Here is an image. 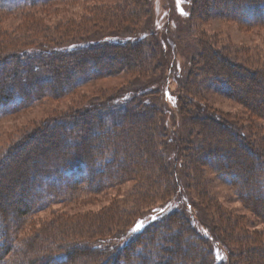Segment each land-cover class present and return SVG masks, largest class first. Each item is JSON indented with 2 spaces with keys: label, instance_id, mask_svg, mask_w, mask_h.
Listing matches in <instances>:
<instances>
[{
  "label": "rangeland",
  "instance_id": "rangeland-1",
  "mask_svg": "<svg viewBox=\"0 0 264 264\" xmlns=\"http://www.w3.org/2000/svg\"><path fill=\"white\" fill-rule=\"evenodd\" d=\"M16 1L22 8L5 10L14 8ZM25 1L0 0V28L6 40L0 43V56L25 50L40 53L55 47L78 48L106 39L120 42L130 39L136 27L146 43V60L90 81L76 79L74 90L65 97H46L30 107L0 115L1 166L24 134L44 120L59 114L84 113L93 106L101 107V111L105 105L112 108L104 140L92 135L97 145L93 171L82 168L75 187H64L65 182L74 181L66 173L62 184L42 183L40 179V187L38 183L30 188L19 185V191L27 192L28 202L30 189L38 188L39 196L45 199L41 202L46 201L43 210L21 221L10 206H16L22 196L9 195L2 200L8 209L4 213L0 208V245L13 247L5 261L40 264L39 258H50L48 264H164L173 257L178 264L186 253L188 263L207 257L217 264H257L264 249V119L252 117L248 109L228 97L226 90L217 91L206 79L203 60L213 53L224 56L235 67L230 71L239 77L240 87L246 90L242 95L254 97L264 83V10L260 22L255 11L248 17L253 21L245 23L240 17L236 20L214 15L217 13L209 7L205 14L201 11L203 4L212 2H224V11H234L235 0H148L149 13L145 15L132 14L130 9L127 12L131 15L126 14L121 0H44L37 7H24L28 3ZM144 1L134 0V5ZM122 12L128 15V21L113 28L112 20ZM86 35L90 37L86 39ZM249 75H257V79L251 80ZM190 87L194 88L195 99ZM181 98L193 101L195 108L189 109L192 114L181 112ZM198 106L228 122V130L217 127L210 132L214 137L208 138L216 147L235 151V156L224 151L222 163L196 156L195 147L202 142L193 126L199 121L193 120ZM146 110L153 114L155 125L152 136L142 138V142L140 130L127 117L137 111L141 120ZM32 145L38 146V142ZM246 145L258 152V157L248 152ZM10 160L0 171V186L16 183ZM228 163L254 168V172L246 168L241 173L248 180L245 186L238 182L240 179L233 181L221 175L225 167L220 166ZM253 178L259 181L256 186L250 182ZM176 181L179 186L173 188ZM241 187H250L252 192L241 195ZM258 199L262 200L260 206ZM170 213L176 215L173 221L166 220ZM159 220L160 224L154 223ZM133 223L140 229L154 223L149 229L155 231L127 256L121 252L115 262L119 248L131 237ZM10 237H14L13 243ZM155 237L173 241L174 251H168L162 241L151 244ZM179 245L182 252L176 248Z\"/></svg>",
  "mask_w": 264,
  "mask_h": 264
},
{
  "label": "trees",
  "instance_id": "trees-1",
  "mask_svg": "<svg viewBox=\"0 0 264 264\" xmlns=\"http://www.w3.org/2000/svg\"><path fill=\"white\" fill-rule=\"evenodd\" d=\"M26 1L28 3L25 4L24 7L27 5H29V7H37L41 5L44 0ZM121 1L124 12H126V14L128 15H131L129 11H132V14L137 13L138 15H142V13L143 15L149 13L148 0H145L143 3H141V5H134V0ZM233 2L234 11H224V9H222V6H224L225 4L224 2H221L219 4H216L214 2H212L211 4L205 3L203 4V6L201 5L202 9H200L202 13L205 14L206 9L209 7L208 9L214 10L215 13H217L214 15H219L225 18H234L236 20L240 17V19H242V21L245 23H247V21H253L248 17L249 15L255 14V11H257L259 12L257 21H261V17L263 16L262 11L264 10V0H235ZM98 3H100V1H98ZM14 5V8L11 7L5 10L9 11L22 8L20 3H17V1ZM127 5L128 7H126ZM101 7H104V2L101 3ZM109 7L112 8L111 6ZM0 10H3V8L0 7ZM127 10L129 11L127 12ZM217 10H219V12H216ZM113 11L112 13L114 15ZM117 11H119V9H116V13ZM127 16L124 15L123 12L119 14V16L116 17L117 19L115 18L114 20H112V27L119 28L121 24L128 21V19H126ZM131 19L134 18L131 17L130 20ZM263 21L264 19L262 18V23ZM132 30V37H130V39L128 40L133 42H128V40H123L120 42L118 40V42L114 40L107 41L106 39L94 45L81 44L78 46V48L70 46V49L63 50L61 48L55 47L54 50H40V53H34L33 51L30 52L29 50H25L23 52L1 55L0 108L20 109L30 107L46 97H52L54 99L62 98L65 97L66 94L74 90L76 79L82 78L83 80L89 79L90 81L91 79H93V77L96 76L115 74L121 69L128 70L129 67L133 68L139 64H142L146 60L144 56L146 43L144 41V37L141 36V29L138 30V28L136 29V27H134V29ZM80 31L86 32V30L84 29H81ZM77 33L78 32H76L75 35H77ZM4 35L5 33L2 32V29L0 28V43L6 42V40L2 39ZM89 37L90 35H86V39ZM2 48L3 45L0 44V51L3 50ZM217 55L219 54L213 53L205 57L206 54H204L205 58L203 60V63H205V68H203V72L205 73V75L207 74L206 79L210 81L211 84L214 85V87H217V91H221V89L226 90L228 92V97L236 100L246 109H248L252 117H260L264 119V97H262L264 96V83L261 87L262 89L260 90V92L257 89V91H255L254 97L252 96L250 97V99L247 98V96L242 95V93H244V91L246 90H243L242 87H240L238 83L239 77L235 78L233 75V71H230V68L235 67L229 65L224 56ZM102 60H104V64L101 66ZM249 78H251V80L257 79V75H249ZM234 81L237 84H235ZM193 82L194 84L196 83L195 80ZM189 89L190 94L194 95L192 94L194 88L190 87ZM193 98L195 99L196 95H194ZM179 106L181 112L184 114L188 113V111H190L189 113L192 114V110L189 109L191 107L195 108L193 101L188 103L186 99L182 98L179 101ZM123 107L125 108V106ZM100 108L101 107L98 108L93 106L88 108L84 113L75 112L73 114L68 113L56 115L52 117V119L44 120L42 123L35 125L33 131L24 134L22 140L20 139L21 142L19 141V144L14 145L12 151L7 154L6 158H4L1 162L2 165L0 166V171L5 168L8 160H10L11 158V165L14 166L13 171L15 172L12 180H16V183H8L4 184V186H0V208H2V211L4 213L7 212L8 208H5L3 206L2 200L6 199L9 195H13V197H17L16 195H21L23 197V199L22 197H20L19 201L17 200L18 202L16 206H10L12 209V214L19 221H21L22 219H26L28 216L34 214L35 212L43 210L46 206V201L41 202L43 198L39 196V188L35 191L30 189L31 199H29L30 201L28 202L25 199L28 197L27 192H21L18 190V188L22 185L30 188L32 185H37L38 183L40 187L41 180H44L42 183L59 182L60 184H62L65 182L63 176L64 173H66L70 175L69 177H74L73 182H69V184L68 182H65L64 184V187L67 186L68 189H71V187H75L78 184L77 181L80 180L78 175L81 174L80 170H82V168L88 169L89 172L93 171L92 168L95 165V161L93 160V158L95 157L94 150L97 148L95 139L104 140L105 130H107L106 123L111 118V113L109 111H111L112 109L111 107L106 105L102 107L104 109L103 111H101ZM126 108V110H128V107ZM146 112L147 113L145 114L144 118H142L141 120L137 118V114H140L137 111H133V115L127 117V119L129 120L131 118L132 125L133 123H135V126L138 127L137 129L140 130L139 136L142 142H144L142 138H146L147 136L151 135V129L155 125H152V120L154 119V117L153 114H151V111L146 110ZM195 114L197 118L195 117L193 118V120L196 119L199 121L194 122L193 126L197 128L196 132L202 138V142L199 143V147H195L197 150V154L200 153L199 155L196 154V156H204L205 160H211L213 161V163H222V159L226 154L224 153V151L228 152L227 154L235 156V151L231 152L232 150L230 149H228V151L226 149H223L222 147H216L212 139H209L212 136L210 135V132L214 131V129L216 130L217 127H221L220 130L222 131L230 128L228 122H224L222 119H220L219 116H217L216 113H213L210 109L206 110L205 108H202L200 106H198V109H196ZM188 120L190 121V118H188ZM93 134L96 135V138L92 137ZM242 135L244 136V133L241 134V136ZM160 137H162V134ZM212 137H214V135ZM243 138H240V140H245ZM34 142H38V146H33L32 144ZM185 142L190 143L188 140H185ZM187 147L184 149H187ZM245 148L246 150H248V152H252L255 157H258V152L252 150L249 145H246ZM247 160L246 163H251L249 162L250 159ZM222 167H225L223 169L225 171L221 172L222 176H225L226 178H232L233 181H237L240 179V181L238 182L242 183L243 186H245V184L248 182L247 179L242 178L241 176V173L246 170L247 167L242 169V166L235 167L232 164L230 165L229 163L226 166H220V168ZM253 169L254 168L250 167L248 170L249 172H251V170L253 171ZM250 182L255 184L256 186L258 184L257 182L259 181L258 179L253 178L250 179ZM178 186L179 185L177 181L176 183H173V188H177ZM241 189L243 190L241 195L250 194L252 192L250 187H241ZM257 201V204H259L260 206L259 201L262 200L258 199ZM175 217V214L170 213L166 220L173 221ZM161 220L154 223L160 224ZM154 223H151L150 225ZM150 225L140 229L138 228V223H135L134 226L132 225L130 227L129 235H131V237L125 244H123L119 248L117 255L114 256L115 262H118L119 258L117 259V257L121 254V252H125L127 256V254L131 252L135 246L141 245L143 243L147 235L151 233L153 234L155 230L149 229ZM133 228H136L137 231H133ZM10 238L13 243L15 240L14 237ZM10 238H8L6 241H8ZM161 238L158 239L157 237H155V239L150 242L151 244H154L156 241H162L163 243L165 242L169 247V250L168 248L167 250L173 252L174 250L172 248V245L174 244V242H167L164 241V238ZM146 241H148V238H146ZM5 246V243L0 245V264H9L5 261V257L8 253H10L11 250L13 252L12 245H9V247L11 246V248L6 247V249ZM176 248H178L180 252H182L183 250L180 245ZM96 250L98 249H94L93 251L96 252ZM102 254L107 255L108 253L101 252V255ZM71 255L73 256V254ZM97 255L95 254V257H97ZM99 258H101L100 255ZM188 259L189 257H187L185 253L184 257L180 259V262L178 264H190L191 262L192 264H196L198 261V264H217L213 263V261L210 262L209 260H207V257L204 260L197 259L195 260V262L191 261L190 263H188V261H190ZM51 260L50 258L43 260L39 258L37 261L40 264H48ZM177 260V258L172 257L171 260L165 263L176 264ZM258 261L257 264H264V249L260 250V257Z\"/></svg>",
  "mask_w": 264,
  "mask_h": 264
},
{
  "label": "snow or ice",
  "instance_id": "snow-or-ice-1",
  "mask_svg": "<svg viewBox=\"0 0 264 264\" xmlns=\"http://www.w3.org/2000/svg\"><path fill=\"white\" fill-rule=\"evenodd\" d=\"M17 110H18V108H8V109L0 108V115H4L7 112L17 111ZM133 231H137V229L136 228H133Z\"/></svg>",
  "mask_w": 264,
  "mask_h": 264
}]
</instances>
